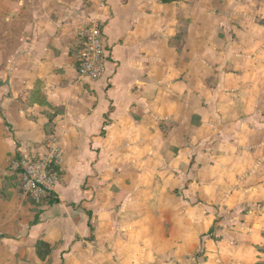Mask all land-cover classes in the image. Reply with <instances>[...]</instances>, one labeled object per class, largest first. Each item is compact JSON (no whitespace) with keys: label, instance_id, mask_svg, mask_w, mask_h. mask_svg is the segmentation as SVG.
Listing matches in <instances>:
<instances>
[{"label":"crops","instance_id":"crops-1","mask_svg":"<svg viewBox=\"0 0 264 264\" xmlns=\"http://www.w3.org/2000/svg\"><path fill=\"white\" fill-rule=\"evenodd\" d=\"M212 17L201 0H0V264H255L256 254L230 251L227 237L214 241L185 219L192 187L229 160H216L218 150L239 147H217L238 133L225 121L216 128L227 119L211 115L220 99L185 126L186 99L199 97L189 88L195 64L185 82L179 55L185 44L198 55ZM92 20L103 25L108 62L86 82L75 53ZM57 149L56 202L37 203L10 162Z\"/></svg>","mask_w":264,"mask_h":264},{"label":"rangeland","instance_id":"rangeland-1","mask_svg":"<svg viewBox=\"0 0 264 264\" xmlns=\"http://www.w3.org/2000/svg\"><path fill=\"white\" fill-rule=\"evenodd\" d=\"M201 15L212 20L215 16V29L196 38L197 46L202 43L197 56L196 50L190 49L188 54L186 44L184 56L179 55L184 61L185 82L192 80L188 73L195 64V78L189 88L199 97L190 104L186 99L185 126L190 124L191 111L207 114L210 102L220 99L218 106L223 107L211 110V115L218 111L227 119L219 121L216 128H223L225 121L238 133L228 143L218 141L221 146L217 147L229 150L231 143L239 147L226 157L215 151L216 160H229L212 165L211 181L204 176L192 187L197 198L187 199L193 204L185 219L198 222L204 228L203 236L209 234L214 241H221L224 235L231 246L228 250L237 244L241 256L248 249L246 255L257 256L255 264H264L258 261V254L264 255V0H201ZM183 25L180 21L179 26ZM216 89L218 95H214ZM200 127L201 140L209 141L212 130ZM204 201L210 205V212L205 213ZM221 227L227 229L219 233Z\"/></svg>","mask_w":264,"mask_h":264},{"label":"built area","instance_id":"built-area-1","mask_svg":"<svg viewBox=\"0 0 264 264\" xmlns=\"http://www.w3.org/2000/svg\"><path fill=\"white\" fill-rule=\"evenodd\" d=\"M102 27L101 22L92 20L78 31L75 57L79 78L86 82L97 81L106 72L108 46ZM59 157L57 149L47 157L20 156L10 162L11 171L19 176L20 191L24 196L40 203L55 192L59 176L52 167Z\"/></svg>","mask_w":264,"mask_h":264},{"label":"trees","instance_id":"trees-1","mask_svg":"<svg viewBox=\"0 0 264 264\" xmlns=\"http://www.w3.org/2000/svg\"><path fill=\"white\" fill-rule=\"evenodd\" d=\"M54 171H56V172H58L59 173V169H58V167L57 166H54ZM44 202L46 203V204H54L55 202H56V200L54 199V197H53V195H50V196H48V197H46V199L44 200ZM47 245L45 244V243H42V242H40L39 244H38V247H37V250H38V254L40 255V256H42L43 255V253L41 252L45 247H46Z\"/></svg>","mask_w":264,"mask_h":264}]
</instances>
